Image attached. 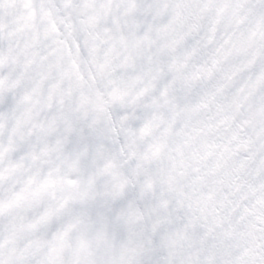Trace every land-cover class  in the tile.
<instances>
[{
  "label": "snow or ice",
  "instance_id": "6c2138e0",
  "mask_svg": "<svg viewBox=\"0 0 264 264\" xmlns=\"http://www.w3.org/2000/svg\"><path fill=\"white\" fill-rule=\"evenodd\" d=\"M0 264H264V0H0Z\"/></svg>",
  "mask_w": 264,
  "mask_h": 264
}]
</instances>
